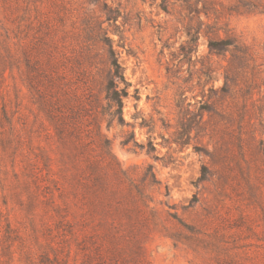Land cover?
<instances>
[{"label":"rangeland","instance_id":"374dc122","mask_svg":"<svg viewBox=\"0 0 264 264\" xmlns=\"http://www.w3.org/2000/svg\"><path fill=\"white\" fill-rule=\"evenodd\" d=\"M0 264H264V0H0Z\"/></svg>","mask_w":264,"mask_h":264},{"label":"trees","instance_id":"16d2710c","mask_svg":"<svg viewBox=\"0 0 264 264\" xmlns=\"http://www.w3.org/2000/svg\"><path fill=\"white\" fill-rule=\"evenodd\" d=\"M116 66L118 67V64L117 63H116ZM112 99L114 101H119L120 102V105H122V100H121V98L119 96H117V92H116L115 96H112Z\"/></svg>","mask_w":264,"mask_h":264}]
</instances>
